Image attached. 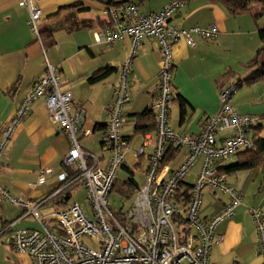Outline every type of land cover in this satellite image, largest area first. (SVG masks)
<instances>
[{
    "label": "built area",
    "instance_id": "1",
    "mask_svg": "<svg viewBox=\"0 0 264 264\" xmlns=\"http://www.w3.org/2000/svg\"><path fill=\"white\" fill-rule=\"evenodd\" d=\"M18 4L27 9L28 26L41 42L40 8L32 0H19ZM183 4V0H169L160 10L149 13H142L135 2L101 8L108 25L94 30L95 42L110 44L124 38L130 41L107 107V155L103 160L79 145V139L88 137L90 129L84 127L83 110L73 105L71 93L59 89L60 77L49 63L44 75L20 98L12 116L3 125L0 174L7 141L29 112L32 102L44 95L51 119L67 134L70 145L61 160L56 175L58 184L51 197L67 188L73 192L81 185L91 208L88 215L79 203L71 202L43 215L39 212L43 200L12 197L0 182V195L20 206L23 216L31 215L38 221L35 228L12 229L15 221L8 222L4 228L10 233L9 245L13 250L32 258L33 264H209L210 246L222 238L217 231L218 224L231 217L242 203L241 195L228 185L221 168L236 152L253 147L250 130L260 119L254 114L239 112L230 103V96L237 88L232 82L220 90L219 110L205 118L198 134L180 133L168 125V108L173 98V46L180 40L193 46V34L209 39L218 32L215 24L177 26L172 18ZM147 37L156 40L160 51L157 86L151 104L156 126L153 132H146L141 144L131 151L135 162L145 158L146 165L142 182L123 211L124 222H121L112 214L108 195L115 174L125 160L128 145L121 129L124 106L130 95L129 70L136 45ZM224 131L228 133L218 137ZM169 147L187 151L176 168L162 162ZM196 163L199 167L193 182L187 185L185 194H178V183ZM50 173L51 169H43L38 182H44ZM203 188L227 196L219 212L205 219L198 214ZM248 211L255 224L257 254L262 258L259 264H264V212L254 207H248ZM88 240L90 243L95 240L96 248L87 244Z\"/></svg>",
    "mask_w": 264,
    "mask_h": 264
},
{
    "label": "crops",
    "instance_id": "2",
    "mask_svg": "<svg viewBox=\"0 0 264 264\" xmlns=\"http://www.w3.org/2000/svg\"><path fill=\"white\" fill-rule=\"evenodd\" d=\"M18 1L0 0V132L12 116L20 98L44 75L46 63H49L60 77L59 89L71 93L73 105L83 110L84 127L90 129V135L80 138L79 145L103 160L107 155L105 147L107 107L118 81L119 68L128 51L129 39L117 40L109 45L98 44L93 34L95 29L100 28L96 25L91 29L83 28L71 32L58 30L53 33L54 44L43 47L28 26L27 9L20 6ZM32 1L41 10L40 27L50 22L52 18L48 16L56 13L61 6L76 1L82 2L87 8L85 11L77 12L78 19L94 17L103 19L102 16L93 14V11H100L102 8L95 0ZM154 1L155 4L149 2L144 9L140 7V11L142 13L157 11L169 0ZM65 11L75 9L70 8L61 12ZM172 21L181 28L215 24L218 29L213 38H202L193 34L195 42L193 46L180 40L172 50L173 96H182L187 105L181 114L177 100L173 102L171 99L167 123L177 132L198 134L205 118L219 110L220 90L250 72L245 62L253 56L259 46L257 41L259 24L250 15H230L222 6L205 0H188L173 15ZM124 41H127V47ZM122 47L125 48L122 50ZM231 58H236V61L231 63ZM159 62L160 51L156 40L151 37L143 38L135 47L128 79L130 98L123 110L121 134L128 142L125 156L129 152L131 157V151L143 140V135L137 134L140 137L139 142L136 146H130L135 136L129 138L133 133V123L128 115L139 113L152 104ZM234 63H238V66H232ZM240 64L246 67L240 71L241 75L236 73L240 70ZM106 65L115 67L116 71L98 82L88 83L87 78ZM226 67L233 69L227 74V78L224 74ZM263 96L264 86L260 82L247 85L245 88L241 85L230 96V103L239 112L254 114L260 118L258 114L264 110V103L260 100ZM97 124H102V129L97 128ZM228 131L219 133L218 137H222ZM263 133L264 130L261 134ZM94 143L99 146V153L93 149ZM68 148L67 134L51 119L45 104V96H38L32 102L29 112L15 127L3 149L1 184L12 197L43 200L39 212L47 215L54 209L48 200L58 184L56 175ZM186 153L185 148L179 149L175 157L179 154L180 158L174 162V157L169 162L170 168H176ZM144 162L146 165L145 158L137 166L141 170V182L144 169H141V164ZM198 167L199 163H196L187 172L182 180L184 184L189 185L193 182ZM45 168L51 169L52 173L40 183L39 174ZM236 172L227 174L226 181L239 192L242 203L231 217L218 224L217 231L222 238L217 243L212 242L208 255L209 264H259L262 261L261 256L257 254L256 229L248 207L258 208L264 212V182H260L262 189L256 195L247 198L243 194V189H236L229 182V176ZM207 189L206 193L203 192L202 202L205 194L209 193L211 195L208 201L209 211L201 213V209L198 212L203 219L219 212L227 200L225 194ZM69 203L71 202L68 201ZM22 213L20 206L6 201L0 195V264H33L32 258L13 250L9 245L10 233L4 231L6 224L11 221H15L12 229L38 227V221L33 216H23Z\"/></svg>",
    "mask_w": 264,
    "mask_h": 264
},
{
    "label": "trees",
    "instance_id": "3",
    "mask_svg": "<svg viewBox=\"0 0 264 264\" xmlns=\"http://www.w3.org/2000/svg\"><path fill=\"white\" fill-rule=\"evenodd\" d=\"M95 1L100 3L101 7H104V6L121 4L123 2H135L139 4L143 0H95ZM183 1L184 3H186L188 0H183ZM205 1L222 6L226 10V12L230 15L248 14L252 17L254 21H257L260 17L264 16V0H205ZM70 8L75 9V11L61 12L63 10ZM86 9L87 8L83 6L82 2L76 1L68 5L61 6V8L56 13L48 16L52 18V20L48 23H45V25H43L42 27L39 26V37L41 38V43L43 47H49L54 44L55 41L53 39V33L58 30H65L66 32H71L83 28L91 29L96 25L100 26L101 28H104L108 25L107 20L101 19L99 17H94L92 19L89 18L81 19V20L78 19L77 12L85 11ZM257 37L260 41V46L257 48L253 56L250 57L245 62V66L250 69V72L245 77L237 79L234 82L235 87H240L243 84L251 85L256 82H260L264 86V25L257 26ZM103 45H109V44H103ZM114 71H116V68L113 66L110 65L103 66L97 69L96 71H94L87 78V81L88 83L98 82L109 76ZM129 75H130V70H129ZM175 100H177L176 102L180 107V113L183 114L185 107L187 105L186 100L180 95L173 96L172 101L174 102ZM128 117L132 119V123H133V133L129 138H132L137 134L144 135L148 131L155 130L156 121L151 105L145 107L139 113L129 114ZM259 119H260L259 123L256 126L252 127L250 130L251 138L253 140V147L250 149L240 150L236 152L235 161L231 164L222 166L221 170L225 172L226 175L239 170L252 169L262 165L263 157H264V134L262 135L261 133L264 130V114L260 116ZM102 127H103L102 124H97V128L102 129ZM105 136H106V127H105ZM177 151L178 150L176 148L169 147L166 156L163 158L162 162L169 163L175 157ZM142 160L143 159H140L139 162L134 166L137 167L140 161ZM121 166L127 170L128 175L125 178V180L122 181V183H117L115 181L113 182L108 197L110 196L111 192L115 191L118 192L119 195H121L124 199L129 200L130 203L132 196L140 183H136L134 179V172L132 170H130L123 164ZM187 185L188 184H186L185 186L184 183L179 182L176 190L177 193L185 194L188 190ZM71 190L72 189L70 188L65 189V191H62L61 193L50 197L48 202L54 207V209H60L67 206L68 200L71 197V193H72ZM109 206L112 211V214L116 216L121 222H124V218L122 214L126 208L124 209L123 205H121L119 208H113L110 202H109Z\"/></svg>",
    "mask_w": 264,
    "mask_h": 264
},
{
    "label": "rangeland",
    "instance_id": "4",
    "mask_svg": "<svg viewBox=\"0 0 264 264\" xmlns=\"http://www.w3.org/2000/svg\"><path fill=\"white\" fill-rule=\"evenodd\" d=\"M149 2H152L150 4H155L154 0H152V1L151 0H143V1H141L139 3V5H140V7H142V9H144L145 7L148 6ZM154 12H156V11H154ZM144 13H146V12H144ZM93 14H96V15H98L100 17L102 16V12L101 11H97V10L93 11ZM40 23H41V20L39 21V25H40ZM257 23L259 25H264V16L260 17L257 20ZM257 41H258V44L260 46L259 39H257ZM124 43H126L125 47H127V45H128L127 41H124ZM125 47H122V50ZM235 61H236V58H231L230 59L231 63H233ZM232 66L236 67V66H238V63H234V64H232ZM239 69H240L239 72L237 71L236 73L241 75L242 72H240V71H242L243 69H246V67L243 64H240V68ZM231 71H233V69H231L230 67H226L225 68V73L224 74H226V78H227V74H230ZM118 78H119V73H118ZM242 86L245 88L247 85L243 84ZM260 90H261V86H260ZM260 100H262V102L264 103V96ZM263 109H264V107H263ZM259 113H261V114H258V115L262 116L264 114V110L262 112H259ZM139 139H140L139 135H136L134 137L133 142L131 143L130 146L131 147L136 146L137 143L139 142ZM140 144H141V142L138 145H140ZM93 145L95 146V148H93L95 150V152L99 153V146L96 143H94ZM69 147H70V145H69ZM97 147H98V150H97ZM179 158H180V155L177 154V156L174 159V162H176ZM235 158H236V155L234 154L233 156H231L230 158L225 160L224 164L233 163L235 161ZM124 163H125V166L127 168H129L130 170H132L134 172V179H135L136 183H140L141 182L140 181V179H141V170L139 168L133 166L134 163L136 164L137 162H135V160L132 159V157H130L129 152H127V154L125 156ZM144 166H145V162L141 164V169L144 168ZM127 175H128V172H127V170L125 168H119L117 170L116 174H115V182L122 183V181L125 180ZM263 175H264V157H263L262 165H260L259 167L252 168V169H246V170L237 171L233 175L229 176V182L231 183V185L234 188L243 189V194L247 198H249L252 195H256L258 193V191L262 189V186L260 185V182H264L263 181ZM202 192L206 193L207 192L206 188H203ZM220 193H222V192H220ZM222 194H224V193H222ZM222 194H219V195L222 196ZM210 198H211V195L209 193L205 194V197L203 199L202 204L199 207L198 212H200L201 209H202L201 213L204 212V211H209L210 205L208 204V201H209ZM68 201L69 202H77V203H79L83 207V210L88 215L91 213V208H90V205H89V203H88V201L86 199V193H85V190H84L83 186L80 185L77 188H75L73 190L72 195H71V197L69 198ZM109 202H110V204H111V206L113 208H119L121 205H123V207L125 209L129 205V200L124 199L121 195H119L118 192H115V191L111 192V194L109 196ZM86 242H87V244H91L92 247L96 248V246L94 245L95 240H92V243H90L91 242L90 240H88Z\"/></svg>",
    "mask_w": 264,
    "mask_h": 264
},
{
    "label": "bare ground",
    "instance_id": "5",
    "mask_svg": "<svg viewBox=\"0 0 264 264\" xmlns=\"http://www.w3.org/2000/svg\"><path fill=\"white\" fill-rule=\"evenodd\" d=\"M30 200H33V199H30ZM46 221H47V218H46Z\"/></svg>",
    "mask_w": 264,
    "mask_h": 264
}]
</instances>
